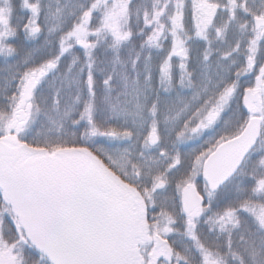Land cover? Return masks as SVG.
I'll use <instances>...</instances> for the list:
<instances>
[{
  "label": "snow or ice",
  "instance_id": "6c2138e0",
  "mask_svg": "<svg viewBox=\"0 0 264 264\" xmlns=\"http://www.w3.org/2000/svg\"><path fill=\"white\" fill-rule=\"evenodd\" d=\"M0 264H264V0H0Z\"/></svg>",
  "mask_w": 264,
  "mask_h": 264
}]
</instances>
